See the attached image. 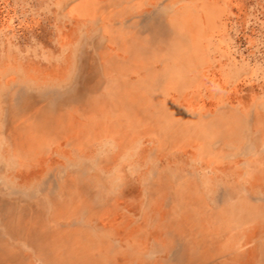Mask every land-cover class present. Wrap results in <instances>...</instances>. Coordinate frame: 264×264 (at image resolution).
<instances>
[{
    "label": "rangeland",
    "instance_id": "obj_1",
    "mask_svg": "<svg viewBox=\"0 0 264 264\" xmlns=\"http://www.w3.org/2000/svg\"><path fill=\"white\" fill-rule=\"evenodd\" d=\"M0 264H264V0H0Z\"/></svg>",
    "mask_w": 264,
    "mask_h": 264
},
{
    "label": "crops",
    "instance_id": "obj_2",
    "mask_svg": "<svg viewBox=\"0 0 264 264\" xmlns=\"http://www.w3.org/2000/svg\"><path fill=\"white\" fill-rule=\"evenodd\" d=\"M107 12L108 11L104 10V7L103 6L102 7H98L97 6L95 8H92L91 11L90 10H86L84 12L81 11L80 13L83 16L84 20H86V23H89L91 19L97 18L98 14H103V17L101 15H100V17H102L103 27L104 28H107V26H108L107 23H106V19H107L106 13ZM89 13H92L93 16L90 17L89 15H87ZM102 33H105V30ZM71 46H72V50H71V60H70V63H69V67L65 66L64 63H63V65H61L62 64L61 63L60 65H58V67L60 68V70H62V69L65 70L66 67H67V69L69 70L68 72H70V75L72 76V78H74L75 76L76 77L79 76V74H80V71L79 70H82L83 69V64L81 63V60L76 59L75 56H74L75 55L74 54V52H75V44L72 43ZM112 47H114V46H112ZM108 49L109 50H107V52H106L107 54L110 53L111 55L113 54L114 56H116L117 54L120 53V47H119V45H115L114 48H112V49L111 48H108ZM103 60L104 61L101 64L102 65V69H103V73L102 74L104 75V73H105V75H107L109 77V78L106 79L105 82H108V81L113 80V79L118 80V82H120L119 85H118L119 86L118 88L121 90V87L120 86L121 85L124 86L123 84H121V82H122V79H121L122 73L120 71H118L117 72L118 74H117L116 71H117V69L118 70H121L123 68L120 64H118V62L121 63L122 61H117V60L115 61L114 59L111 60V58L109 60H107V59L104 58ZM87 67H88V65H86V68ZM89 72H90V70L87 71L86 74H83V75L81 74V76L82 77L84 76V77L89 78V76H96V75H98V74H95V73H92V72L89 73ZM105 86H106V84H103L102 83L101 90L100 91L107 92V90H105V88H104ZM95 87L96 86H92L91 84H85V83H83V81H81L80 84L76 85V88H73L74 89L73 91L74 92H77V93L83 92V93L89 94V93H93V92L96 91Z\"/></svg>",
    "mask_w": 264,
    "mask_h": 264
}]
</instances>
